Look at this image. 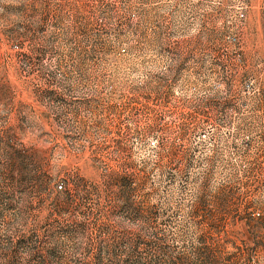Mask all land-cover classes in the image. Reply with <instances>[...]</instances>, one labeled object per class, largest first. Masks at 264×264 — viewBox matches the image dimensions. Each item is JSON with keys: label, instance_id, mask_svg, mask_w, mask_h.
<instances>
[{"label": "rangeland", "instance_id": "374dc122", "mask_svg": "<svg viewBox=\"0 0 264 264\" xmlns=\"http://www.w3.org/2000/svg\"><path fill=\"white\" fill-rule=\"evenodd\" d=\"M0 264H264V0H0Z\"/></svg>", "mask_w": 264, "mask_h": 264}, {"label": "trees", "instance_id": "16d2710c", "mask_svg": "<svg viewBox=\"0 0 264 264\" xmlns=\"http://www.w3.org/2000/svg\"><path fill=\"white\" fill-rule=\"evenodd\" d=\"M71 203H72V198L70 199V196H67L66 199L64 200V204L69 205ZM201 256H202L201 257L202 262H205V261L216 262V260H217L216 257L210 258V257H208V255L203 256L202 254H201Z\"/></svg>", "mask_w": 264, "mask_h": 264}]
</instances>
